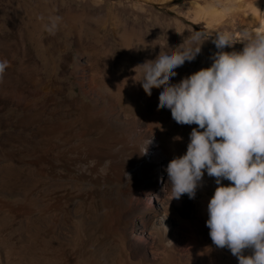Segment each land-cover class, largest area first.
Returning a JSON list of instances; mask_svg holds the SVG:
<instances>
[{
	"label": "rangeland",
	"instance_id": "obj_1",
	"mask_svg": "<svg viewBox=\"0 0 264 264\" xmlns=\"http://www.w3.org/2000/svg\"><path fill=\"white\" fill-rule=\"evenodd\" d=\"M193 1L0 0V60L8 61L0 76V264H237L227 247L212 242L188 194L176 199L163 189L174 205L167 245L141 218L158 204L155 180L137 181L134 167L117 178L109 159L80 163L71 157L88 149V139L102 136L75 126V118L102 106L94 101L100 90L131 110L150 108L151 116L141 121L146 133L140 134L152 138L153 126L161 125L159 131L169 136L158 146L162 153L186 151L195 123L176 122L157 104L161 84L147 91L135 81L134 66L154 57L167 41L201 44L193 60L175 69L170 79L177 82L210 65L217 33L231 30L239 37L246 28L194 19ZM196 1L220 12L225 8L223 0ZM52 18L56 26L50 29ZM242 46L237 41L224 50ZM203 179L207 187L199 185L195 192L200 199L216 187L214 177L205 173Z\"/></svg>",
	"mask_w": 264,
	"mask_h": 264
},
{
	"label": "clouds",
	"instance_id": "obj_2",
	"mask_svg": "<svg viewBox=\"0 0 264 264\" xmlns=\"http://www.w3.org/2000/svg\"><path fill=\"white\" fill-rule=\"evenodd\" d=\"M55 26L52 18L50 29ZM237 41L243 45L239 50H224ZM213 43L218 51L210 65L177 82L170 79L175 69L193 60L201 44H159L154 57L134 66L135 81L149 92L161 84L157 104L170 109L176 122L196 125L186 151L165 167L172 197L193 198L204 174L214 177L205 221L212 242L227 247L237 264H264V33L245 30L234 37L224 31ZM7 65L0 60V76Z\"/></svg>",
	"mask_w": 264,
	"mask_h": 264
},
{
	"label": "bare ground",
	"instance_id": "obj_3",
	"mask_svg": "<svg viewBox=\"0 0 264 264\" xmlns=\"http://www.w3.org/2000/svg\"><path fill=\"white\" fill-rule=\"evenodd\" d=\"M160 1L169 3L172 0ZM223 1L225 3V8L220 12L217 8H213L209 5L203 6L194 0L191 2L193 6V18H204L208 25L226 23L228 27L232 29L235 26H246L244 30L237 32L238 36L245 30L253 34L264 33V0ZM225 31L229 32L231 30ZM88 87L90 88V86ZM96 87L98 88L97 85ZM88 90L89 89H87V91ZM97 94V96L94 94V101L98 104L102 103V106L100 107L97 105L98 109L95 114L89 112L85 117L78 116L75 118V126H77L78 129L87 128L94 133L102 134V136L95 142H93L92 139H88V149L86 151L73 153L71 156L72 160L80 163H87L90 159H95L97 162H103L109 159L110 164L114 167L113 169H115L113 174L117 178L119 175L124 174L127 169L134 167L135 173H132H134V177L137 181L142 182L145 180L146 182V180H155L156 184L153 186L152 194L155 195V201L158 204L149 206L145 212H142L141 218L145 229L150 231L149 233L154 234L158 241L168 245L171 242V233L174 228L172 222L173 218L171 217L174 205L167 197L165 198V196H162V194L164 195V191H171L165 167L171 158L181 155L185 151L178 148L174 151L173 155L169 151L162 153L158 146H165V143L169 140V136L159 131L161 125L158 124L153 126L154 133H151L153 135L152 138H142L143 136L140 133L142 132L143 134V132L146 133V131L142 130L141 121L151 116V111L148 106L138 105L137 109L131 110L132 107L127 106L126 103H123L124 101L121 102L120 98L113 97L112 94L109 95L107 90H100ZM144 95L143 93H138L137 97L140 96L141 98H145L146 96ZM92 120H96V124L89 126ZM87 121H89V123ZM45 127L49 126L45 125ZM114 128L117 130H114ZM112 136L121 138L114 140L111 138ZM177 137H179V139H177ZM177 137L175 141L178 144L182 138L181 131L177 134ZM142 139L146 140L148 144L147 147L143 146ZM119 144L121 146H118ZM199 185L200 188L203 189L207 187V181L202 177ZM163 189L165 190L163 191ZM213 192L214 189L210 190V195L206 197V199H200L197 195L190 198L193 205V212L197 214L202 222H205L208 218L207 203ZM184 194L186 195L187 193L181 195L184 196ZM163 223L166 225L167 231Z\"/></svg>",
	"mask_w": 264,
	"mask_h": 264
}]
</instances>
